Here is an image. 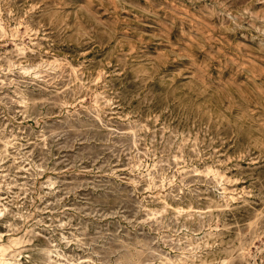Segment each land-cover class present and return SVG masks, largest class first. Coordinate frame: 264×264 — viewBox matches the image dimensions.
Masks as SVG:
<instances>
[{"label":"rangeland","instance_id":"374dc122","mask_svg":"<svg viewBox=\"0 0 264 264\" xmlns=\"http://www.w3.org/2000/svg\"><path fill=\"white\" fill-rule=\"evenodd\" d=\"M13 238L14 264H264V0H0Z\"/></svg>","mask_w":264,"mask_h":264},{"label":"bare ground","instance_id":"6f19581e","mask_svg":"<svg viewBox=\"0 0 264 264\" xmlns=\"http://www.w3.org/2000/svg\"><path fill=\"white\" fill-rule=\"evenodd\" d=\"M23 242L24 240L22 238H13L7 243H0V264H14L13 252L17 251V248L22 246L20 244H22ZM46 254L47 256H50V251H48Z\"/></svg>","mask_w":264,"mask_h":264}]
</instances>
